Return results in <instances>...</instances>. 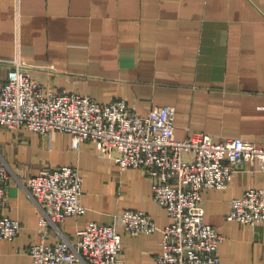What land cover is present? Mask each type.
<instances>
[{"label":"crops","instance_id":"1","mask_svg":"<svg viewBox=\"0 0 264 264\" xmlns=\"http://www.w3.org/2000/svg\"><path fill=\"white\" fill-rule=\"evenodd\" d=\"M13 58L57 92L100 104L124 100L137 114L171 107L178 139L194 131L214 142L264 136V0H0V60ZM3 62L0 83L9 70ZM79 148L64 132L0 130V154L12 176L4 215L21 224L15 240L0 242V264H30L27 248L39 239V218L22 185L62 165L79 169L86 208L61 225L66 237L75 242L88 222L109 225L126 209L144 211L155 233L132 236L117 227L120 264H156L170 219L154 202L150 180L143 170H119L92 143ZM256 167L235 166L226 190L201 192L206 222L224 236L220 264H264V223L227 221L233 198L264 186V170Z\"/></svg>","mask_w":264,"mask_h":264},{"label":"built area","instance_id":"2","mask_svg":"<svg viewBox=\"0 0 264 264\" xmlns=\"http://www.w3.org/2000/svg\"><path fill=\"white\" fill-rule=\"evenodd\" d=\"M2 61L9 70L0 83V130L64 132L71 137L72 149L89 142L111 156L119 170H143L154 202L170 219L161 229L163 250L156 264H220L218 245L224 236L206 222L201 192L226 190L234 167L245 162L262 172L264 136L258 142L241 138L214 142L211 135L194 131L178 139L171 107L137 114L124 100L100 104L90 96L42 85L20 58ZM11 177V168L0 154V242L15 240L21 230L17 219L4 215ZM83 185L79 169L65 165L43 168L23 183L39 218V239L27 248L30 264H120L122 235L117 227L132 236L155 233L151 215L126 209L109 225L88 222L71 241L61 225L86 212L80 200ZM228 212L227 221L242 226L264 223V186L248 188L233 198Z\"/></svg>","mask_w":264,"mask_h":264}]
</instances>
